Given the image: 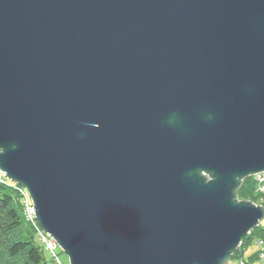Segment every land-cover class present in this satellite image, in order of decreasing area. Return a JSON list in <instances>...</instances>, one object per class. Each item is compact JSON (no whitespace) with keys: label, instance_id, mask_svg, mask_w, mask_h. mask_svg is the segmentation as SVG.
<instances>
[{"label":"water","instance_id":"1","mask_svg":"<svg viewBox=\"0 0 264 264\" xmlns=\"http://www.w3.org/2000/svg\"><path fill=\"white\" fill-rule=\"evenodd\" d=\"M0 172L70 264H234L264 0H0Z\"/></svg>","mask_w":264,"mask_h":264},{"label":"trees","instance_id":"2","mask_svg":"<svg viewBox=\"0 0 264 264\" xmlns=\"http://www.w3.org/2000/svg\"><path fill=\"white\" fill-rule=\"evenodd\" d=\"M23 190L19 184L0 182V264H63L57 253L58 246L54 252L50 251L40 237L43 230L37 220L26 216ZM237 196L239 200L260 202L254 177L244 180ZM254 240L263 244L261 249L249 258L244 257L245 250ZM263 246L264 226L260 224L243 238L231 261L264 264Z\"/></svg>","mask_w":264,"mask_h":264},{"label":"built area","instance_id":"3","mask_svg":"<svg viewBox=\"0 0 264 264\" xmlns=\"http://www.w3.org/2000/svg\"><path fill=\"white\" fill-rule=\"evenodd\" d=\"M254 179L256 181V192L258 193L260 197V202L256 204H260L264 206V172L257 174L254 176ZM0 182L9 184L10 182L15 183L11 181L4 173L0 172ZM17 184V183H16ZM24 189V188H23ZM22 194L24 195L25 199V214L26 216L31 220H36L35 218V212L33 209V204L31 202V199L27 193V191L24 189ZM40 237L42 241L46 244L47 248L54 252L56 248V243L53 241L52 238H50L44 231L40 234ZM263 245V244H262ZM262 255H264V246L262 248Z\"/></svg>","mask_w":264,"mask_h":264},{"label":"rangeland","instance_id":"4","mask_svg":"<svg viewBox=\"0 0 264 264\" xmlns=\"http://www.w3.org/2000/svg\"><path fill=\"white\" fill-rule=\"evenodd\" d=\"M258 203V202H255ZM261 224L264 226V218L261 222ZM262 247V244L258 242L257 240H254L245 250L244 257L249 258L250 255L254 254L255 252L259 251ZM57 253H59L60 260L63 262V264H70L68 255L62 251L60 246H58ZM234 264H239V260L232 261ZM261 262V261H260Z\"/></svg>","mask_w":264,"mask_h":264}]
</instances>
